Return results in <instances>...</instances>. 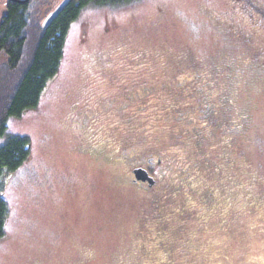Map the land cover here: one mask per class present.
I'll use <instances>...</instances> for the list:
<instances>
[{
  "label": "rangeland",
  "instance_id": "obj_1",
  "mask_svg": "<svg viewBox=\"0 0 264 264\" xmlns=\"http://www.w3.org/2000/svg\"><path fill=\"white\" fill-rule=\"evenodd\" d=\"M46 2L43 11L52 3ZM101 3L71 21L59 75L39 104L8 118L6 131L29 137L31 155L4 195L9 216L0 264H264V75L226 78L230 119H248L228 150L219 127L203 149L189 143L177 152L183 168L166 200L167 256L144 246L145 194L124 182L123 167L80 152L91 143L76 136L80 128L71 120L85 102L98 109L116 88L119 67L121 82L132 85L138 74L129 69L131 57L155 86L184 77L192 60L222 65L230 47L214 14L238 31L224 34L230 43L257 27L255 15L242 13L235 0ZM247 3L264 11V0ZM153 107L134 123L105 118L96 137L110 152L125 144L133 125L149 131L151 142L181 135L179 125L150 119Z\"/></svg>",
  "mask_w": 264,
  "mask_h": 264
},
{
  "label": "flooded vegetation",
  "instance_id": "obj_2",
  "mask_svg": "<svg viewBox=\"0 0 264 264\" xmlns=\"http://www.w3.org/2000/svg\"><path fill=\"white\" fill-rule=\"evenodd\" d=\"M12 1L25 2L27 0H1L0 10L3 9L1 15L5 13L8 3ZM49 1L52 2L51 5L53 4V8L49 11L51 12L62 0ZM98 1L101 0H91L92 3L99 4ZM110 1L115 3L114 5H120L126 0ZM88 4L90 2H85L80 10ZM104 5H109V3L106 2ZM248 10L251 14L246 13ZM242 11L249 16L255 15L252 20L258 21L255 23L257 27L241 32L242 40L232 43L228 42V37L224 34L228 35L231 30L234 33L238 31L235 30L234 25L230 26L222 22V18L214 14V19L220 22L224 43L230 47H227L228 50L224 53L226 59L222 65L218 66L204 59L192 60L187 63L188 70L184 77L176 79L168 86L165 84L155 86L143 79L139 69L140 62H137L138 56H134L128 60L129 69L137 70L138 74L136 79L131 81L132 85L121 82L122 79L118 72L124 73V70L119 67L115 78L116 88L102 97L98 103V109L86 102L72 109L71 118H76V121L73 118L71 120L73 123H78L80 128L76 136L90 140L91 143L89 147L86 146V149H80V152L123 167L126 172L124 182L129 187L145 194L148 212L144 225L143 242L147 248L144 250L148 253L155 254L157 251L163 252L166 256L169 254L165 223L166 200L174 194L170 190V184L175 187L182 176L181 169L183 168L182 164H176L177 152L189 143L193 144L197 151L201 147L203 149L205 137L219 127L221 138L224 135L222 140L225 144L223 146L228 150L238 135L243 134L247 129L246 116L235 120L229 117L230 113L227 109L230 99L226 78L249 72L264 75V11L259 8L253 10L247 5L242 8ZM259 30L261 32H258ZM222 78L225 79L222 80ZM151 107H153V114L149 115L150 119L156 117L155 121L179 125L181 135L178 131L176 134L179 133V136L166 138V141L151 142L147 138L149 131L144 132L133 125L127 137L122 140L125 144H120L110 152H108V144L96 137L97 125L105 118L110 121L134 123L131 119L142 117L143 111H148ZM81 148L85 147L81 145ZM111 157L112 160L109 159ZM18 168L8 170L4 167L2 169L0 173V195L2 197L14 181L13 179L16 178ZM170 178L174 179L172 183H170ZM175 189L177 190L176 187ZM149 222L156 223L158 228L154 231L150 230Z\"/></svg>",
  "mask_w": 264,
  "mask_h": 264
},
{
  "label": "trees",
  "instance_id": "obj_3",
  "mask_svg": "<svg viewBox=\"0 0 264 264\" xmlns=\"http://www.w3.org/2000/svg\"><path fill=\"white\" fill-rule=\"evenodd\" d=\"M235 1L241 8L249 6L247 0ZM85 2L91 0L68 2L47 26L43 20L53 7L41 10L45 0L12 1L0 16V173L4 167L22 166L31 155L29 137L6 131L8 118L37 106L57 79L69 25ZM8 216L9 205L0 195V241L6 237Z\"/></svg>",
  "mask_w": 264,
  "mask_h": 264
},
{
  "label": "water",
  "instance_id": "obj_4",
  "mask_svg": "<svg viewBox=\"0 0 264 264\" xmlns=\"http://www.w3.org/2000/svg\"><path fill=\"white\" fill-rule=\"evenodd\" d=\"M69 1L70 0H62L58 5H56L55 8L51 12H49L44 18L43 25L47 26L59 14V12Z\"/></svg>",
  "mask_w": 264,
  "mask_h": 264
}]
</instances>
